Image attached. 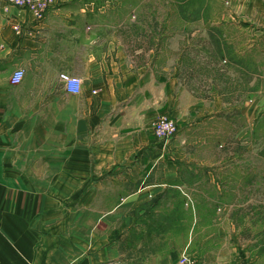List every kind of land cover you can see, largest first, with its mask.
Instances as JSON below:
<instances>
[{"label": "crops", "instance_id": "0c3cea01", "mask_svg": "<svg viewBox=\"0 0 264 264\" xmlns=\"http://www.w3.org/2000/svg\"><path fill=\"white\" fill-rule=\"evenodd\" d=\"M262 171L264 0H0V264H264Z\"/></svg>", "mask_w": 264, "mask_h": 264}, {"label": "built area", "instance_id": "2783aa9c", "mask_svg": "<svg viewBox=\"0 0 264 264\" xmlns=\"http://www.w3.org/2000/svg\"><path fill=\"white\" fill-rule=\"evenodd\" d=\"M9 5L16 6L20 9L32 13L39 21L44 20L50 8H52L57 0H1ZM26 76L24 70L14 72L11 83L14 86L22 84ZM60 80L64 83L68 93L79 95L82 91V80L77 77L62 74ZM153 132L155 137L164 142L172 141L178 135L179 129L176 122L166 116L159 117L153 124ZM103 264H123L121 261H111ZM179 264H198V260L188 250L184 251L179 258Z\"/></svg>", "mask_w": 264, "mask_h": 264}, {"label": "rangeland", "instance_id": "374dc122", "mask_svg": "<svg viewBox=\"0 0 264 264\" xmlns=\"http://www.w3.org/2000/svg\"><path fill=\"white\" fill-rule=\"evenodd\" d=\"M167 1V0H166ZM194 10L195 9H192V11L189 9V5H185L184 7H182V10H181V14L183 15V21H186V23H182L180 26H179V29H180V31L182 32V33H184V34H187V33H189V26H188V24H187V20H188V18H189V16H190V14L192 13V12H194ZM196 14H198V12L196 13ZM170 28H171V26H169ZM170 28H166V32L168 31V29H170ZM183 42V41H182ZM186 44H188V42H186ZM201 68H203V67H201ZM203 70H204V68H203ZM246 91V90H245ZM164 116H166V115H164ZM166 117H168V116H166ZM168 118H170V117H168ZM170 119H172V118H170ZM174 120V119H173ZM175 121V120H174ZM176 122V121H175ZM176 124H177V126H178V123L176 122ZM262 144H263V140H262ZM262 176H264V171H262ZM258 209H260V210H264V202H262L261 201V203L260 204H258V207H257Z\"/></svg>", "mask_w": 264, "mask_h": 264}]
</instances>
